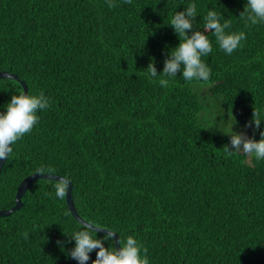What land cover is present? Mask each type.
Here are the masks:
<instances>
[{
    "label": "trees",
    "instance_id": "trees-1",
    "mask_svg": "<svg viewBox=\"0 0 264 264\" xmlns=\"http://www.w3.org/2000/svg\"><path fill=\"white\" fill-rule=\"evenodd\" d=\"M113 2L0 0V70L50 101L12 145L0 209L15 205L26 176L59 174L73 183L80 215L125 241L134 236L149 264H264V160L226 150L234 132L256 140L264 132V22L245 25L247 0ZM192 3L193 30H203L214 8L221 23L231 21L226 31L246 35L228 55L206 33L207 81L161 74L180 43L170 20ZM152 62L157 77L146 71ZM21 90L0 78V111ZM54 181L34 180L22 207L0 216V264H78L69 235L82 224L66 196H55Z\"/></svg>",
    "mask_w": 264,
    "mask_h": 264
},
{
    "label": "clouds",
    "instance_id": "clouds-1",
    "mask_svg": "<svg viewBox=\"0 0 264 264\" xmlns=\"http://www.w3.org/2000/svg\"><path fill=\"white\" fill-rule=\"evenodd\" d=\"M124 2L130 4L132 0H124ZM108 6L109 8L117 7L113 0H108ZM222 16L223 14H218L214 8L209 9L203 16V30H193V21L197 18L196 4H189L183 11L176 12L169 25L178 34L180 43L166 56L162 76L175 77L178 73H182L183 79L188 82L207 81L211 69L201 57L212 52V42L206 33H211L219 48L228 55H231L243 40H246L244 32L226 31L231 28V21L225 19L221 23ZM239 17L245 21L246 26L264 22V0H247ZM146 71L151 77H157L155 62L150 63ZM167 83L165 79L160 80L163 87H166ZM49 107V98L43 91L39 95H30L21 90L18 95L11 96L5 111H0V161L8 160L13 151L12 145L25 134L30 133L39 123L40 117L37 112ZM253 121L255 128L259 129L261 120L256 110L253 113ZM253 121H250L246 127H251ZM229 136L231 137L230 146L226 149L229 156L243 153L254 156L256 160H264V132H260L259 140H256L254 135L249 137L245 132H234ZM53 187L55 196L63 200L69 190V181L64 177L55 178ZM98 230L101 229L84 223L80 230L69 235L75 241V247L70 250L69 256L78 261V264H88L91 260L90 253L93 251H96V258L91 260V264H149L147 248L134 236L129 235L126 241L120 238L119 247H106L105 241L116 240V234L107 230L101 239L94 235L99 233ZM23 235L25 239L29 238L27 231ZM57 243L63 242L57 241Z\"/></svg>",
    "mask_w": 264,
    "mask_h": 264
},
{
    "label": "water",
    "instance_id": "water-1",
    "mask_svg": "<svg viewBox=\"0 0 264 264\" xmlns=\"http://www.w3.org/2000/svg\"><path fill=\"white\" fill-rule=\"evenodd\" d=\"M0 78H11V79H15V80L19 81L22 84V86L24 87V91L26 93H28L27 82L25 80L20 79L18 75L13 74V73H11L9 71H6V70H0ZM4 163H5V161H0V172L2 170V167H3ZM59 177H64V176L59 175V174H54V173H39V172L32 173V174L26 176L21 181V183L19 184V187H18V190H17V193H16V203H15V205L10 207V208H8V209H0V216L10 215L13 211H15L17 209H20L22 207V205H23L22 196L25 194V192L27 191L29 186L34 182V180H37L39 178H47V179H55L56 178V179H58ZM67 180L69 181V190H68V193L66 194V200H67V204H68L69 210L71 211L73 216L81 224L88 223V224L94 225V224L88 222L87 220H85L80 215V213L78 212V209L76 208V205H75V202H74L73 193H72L73 183L69 179H67ZM94 226H96L97 228L101 229V230H98V232L106 234V232L108 230V231H110L112 233H115L116 234L115 243H116V246L119 247L118 241L120 239V236H119V234L117 232H115V231H113L111 229H108V228L101 227V226H97V225H94Z\"/></svg>",
    "mask_w": 264,
    "mask_h": 264
},
{
    "label": "rangeland",
    "instance_id": "rangeland-1",
    "mask_svg": "<svg viewBox=\"0 0 264 264\" xmlns=\"http://www.w3.org/2000/svg\"><path fill=\"white\" fill-rule=\"evenodd\" d=\"M226 127H227V125H226Z\"/></svg>",
    "mask_w": 264,
    "mask_h": 264
}]
</instances>
